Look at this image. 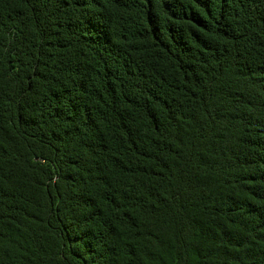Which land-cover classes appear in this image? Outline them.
I'll return each mask as SVG.
<instances>
[{
  "label": "trees",
  "instance_id": "trees-1",
  "mask_svg": "<svg viewBox=\"0 0 264 264\" xmlns=\"http://www.w3.org/2000/svg\"><path fill=\"white\" fill-rule=\"evenodd\" d=\"M0 264H264V0H0Z\"/></svg>",
  "mask_w": 264,
  "mask_h": 264
}]
</instances>
